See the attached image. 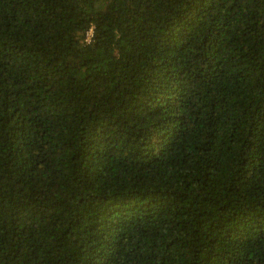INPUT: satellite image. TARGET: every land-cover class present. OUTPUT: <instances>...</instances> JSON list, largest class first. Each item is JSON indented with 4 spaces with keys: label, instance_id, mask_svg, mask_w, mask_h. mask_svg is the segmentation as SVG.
Masks as SVG:
<instances>
[{
    "label": "trees",
    "instance_id": "obj_1",
    "mask_svg": "<svg viewBox=\"0 0 264 264\" xmlns=\"http://www.w3.org/2000/svg\"><path fill=\"white\" fill-rule=\"evenodd\" d=\"M0 264H264V0H0Z\"/></svg>",
    "mask_w": 264,
    "mask_h": 264
},
{
    "label": "clouds",
    "instance_id": "obj_2",
    "mask_svg": "<svg viewBox=\"0 0 264 264\" xmlns=\"http://www.w3.org/2000/svg\"><path fill=\"white\" fill-rule=\"evenodd\" d=\"M92 34H93L92 30L88 32L87 41H90Z\"/></svg>",
    "mask_w": 264,
    "mask_h": 264
}]
</instances>
